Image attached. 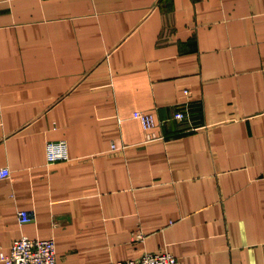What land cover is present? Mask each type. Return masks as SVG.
I'll return each instance as SVG.
<instances>
[{
  "label": "crops",
  "instance_id": "crops-1",
  "mask_svg": "<svg viewBox=\"0 0 264 264\" xmlns=\"http://www.w3.org/2000/svg\"><path fill=\"white\" fill-rule=\"evenodd\" d=\"M0 167V264H264V0H0Z\"/></svg>",
  "mask_w": 264,
  "mask_h": 264
},
{
  "label": "built area",
  "instance_id": "built-area-1",
  "mask_svg": "<svg viewBox=\"0 0 264 264\" xmlns=\"http://www.w3.org/2000/svg\"><path fill=\"white\" fill-rule=\"evenodd\" d=\"M134 117L141 120L148 138L155 137L151 132L157 122L153 113L135 111ZM187 117L188 113L182 110L177 111L173 116V118L181 120ZM116 148L118 146L114 144L113 149ZM46 150L48 163H54L69 157L65 140L48 142ZM11 173L9 167H0V179L10 177ZM18 214L21 222H29L35 218V212L29 209H21ZM2 260L4 264H60L57 258L56 242L53 237L31 238L22 236L17 238L13 241L10 251L2 253ZM109 264H182V262L167 249H159L146 252L138 258L112 260Z\"/></svg>",
  "mask_w": 264,
  "mask_h": 264
}]
</instances>
